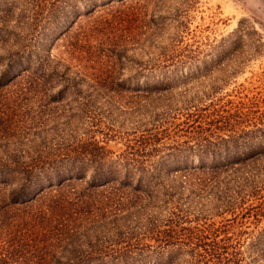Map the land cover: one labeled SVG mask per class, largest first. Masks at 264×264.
Returning <instances> with one entry per match:
<instances>
[{"label": "trees", "instance_id": "obj_1", "mask_svg": "<svg viewBox=\"0 0 264 264\" xmlns=\"http://www.w3.org/2000/svg\"><path fill=\"white\" fill-rule=\"evenodd\" d=\"M111 1H94L85 13ZM117 1L125 4V0ZM64 3V0H51L48 18L31 20L12 19L8 7L0 8V87L14 81L39 86L40 89L22 87L19 93L48 97L49 101L68 98L81 107L76 110H82L78 113L71 109L60 122L35 128L34 133L39 136L42 133L46 136L51 130L56 132L62 145L55 152L30 147L9 149L8 144L13 141L10 135L19 134L18 129L25 128L17 117L21 104L0 98V264H132L124 256L107 259L81 255L83 248L77 239L84 230L78 233L80 227L71 223L78 217L80 222H90L100 220L96 217L108 216L104 219L113 222L112 236H121L126 232L123 229L130 227L133 212L145 210L147 206L158 207V212L168 208L170 225L196 222V231L186 240L173 228L167 236L162 231L158 233L160 256L155 264H264V206L255 211V226L245 228L250 222L249 200L259 197L260 201L264 195V113L249 122L243 117L242 104L230 100L228 108L214 105L206 114L193 119L197 123L190 128L187 139L173 138V144L165 146L171 151L159 155L158 162L153 156L160 147L147 146L150 137L145 135L138 145L124 143L120 152L106 148L92 135L93 130L82 129L78 124L83 111L96 100L110 104L113 101L123 113L135 111L141 112V117L149 115L153 121L148 124L155 126L158 85L147 86L144 98L137 104L122 105L113 96H121L129 87L111 79L105 70L94 72L88 66H79L75 60L82 55L78 56L77 38L70 41V58L60 52L52 53L53 45L69 25L51 42H46L43 31L55 14L63 12ZM128 12V9L116 8L111 17L93 18L82 34L88 49L93 41L98 45L110 41L117 52L124 47L117 42L116 35L108 36V31L115 17L124 19ZM263 46L259 32L243 18L228 35L210 41L206 49L210 50L209 54L231 52L233 59H244L247 50L252 49L256 54ZM206 49L190 52L185 47L176 57V67L205 65L207 59L199 54ZM88 53L90 57L94 51ZM216 60L218 57L213 59ZM178 77L184 81L187 76L181 73ZM259 82L264 87V70ZM17 141L22 139L19 137ZM188 153L197 154L199 161L175 162L171 168L165 164L167 156L177 160ZM25 156L30 159H22ZM156 179L158 205L155 204L157 196L148 186L149 181ZM80 180L88 182L84 189L76 186ZM109 182L114 186L107 201L79 200L86 191ZM191 206L197 207V211L190 212ZM189 216L193 218L188 219ZM138 221L136 217V224ZM242 228L246 232L241 236L239 229ZM127 248L118 245L112 251L120 255Z\"/></svg>", "mask_w": 264, "mask_h": 264}, {"label": "rangeland", "instance_id": "obj_2", "mask_svg": "<svg viewBox=\"0 0 264 264\" xmlns=\"http://www.w3.org/2000/svg\"><path fill=\"white\" fill-rule=\"evenodd\" d=\"M50 1L0 0V8L8 7L12 19L46 18ZM94 1L100 3L102 0H64L66 3L63 12L55 14L56 16L43 31L46 42H51L61 29L69 25L53 45L52 53L60 52L61 55L70 58L69 50L72 49L70 41H75L77 38L78 56L82 55L75 60L79 66H88V69L94 72L105 70L111 74V79L129 87L121 96L116 94L113 96L122 105L137 104L136 102L144 98L147 86L151 88L158 85V117H155L157 118L155 126L148 124L149 121H153L149 115L141 117L142 113L135 111L123 113L113 101L110 104L109 101L96 100L89 105L86 112L83 111V118L77 120L78 124L82 129L93 130L92 135L106 148L120 152L125 147L124 143L130 141L131 144L138 145L142 140L141 136L145 135L150 137L147 146L160 147L153 156V160L158 162L159 155L164 151H171V148L165 146H171L174 142L173 138L187 139L190 128L193 129L195 126L193 124L197 123L193 119L198 118L200 114H206L214 105L228 108L230 100L242 104L243 117L249 122L255 119V116L264 113V87L259 82L261 72L264 70V46L256 54L252 49L247 50L243 55L244 59L238 57L233 59L231 52L209 54L210 50L206 49L210 41L228 35L243 18L249 20L264 42V0H125V4L113 0L85 13ZM116 8L128 9V16L121 20L115 17L108 36L116 35L115 39L124 47L117 52L110 41L99 45L93 41L91 48L88 49L82 34L88 30L89 22L95 17H111ZM185 47L190 52H196L200 48L206 49L199 56L206 58L207 63L205 65L199 63L200 66L185 64L176 67L178 65L175 61L176 57ZM89 50L94 51L90 57H88ZM217 57L218 60L213 61ZM181 73L187 76L184 81L178 77ZM169 84L172 85L168 87ZM27 86L40 89L39 86L15 81L0 87L1 99L7 98L8 102L15 100L21 104L20 109L17 110L19 112L17 117L21 118L19 123L25 127L18 129L21 133L10 135L13 141L9 142V149L19 147L18 149L27 150L30 147L55 152L56 148L62 145L56 132L51 130L46 132V136L44 133L39 136L34 133L35 128L60 122L71 109L81 113V109H75L81 107L68 98L49 101L48 97L20 94V89ZM168 100H170L169 104H167ZM185 120L188 122L186 123ZM178 125H180L179 129ZM178 133L181 134L180 137L176 135ZM19 137L22 142L17 141ZM22 159L28 160L30 157L25 156ZM199 159L200 157L193 153L177 157V160L176 157L167 156L165 164L171 168L175 162L197 163ZM172 175L170 173L169 177L171 178ZM86 180L89 181L88 178ZM112 183L86 191L79 200L107 201L114 186ZM87 184V181L80 180L76 186L84 189ZM148 186L157 196L155 204L158 205V179L149 181ZM249 202L251 205L248 206L247 211L250 214V222L246 229L255 226L257 222L255 211L263 208L264 195L260 201L259 197H252ZM194 208L189 207V211L196 212L197 207ZM138 212H133V216L129 219L130 227L124 228L126 232L121 236H112L113 222L104 219L108 216L102 215L96 217L100 220L94 219L90 222H80L81 217L75 218L71 225L80 227L78 233L84 230L77 239L83 248L81 255L107 259L124 256L131 260L132 264H155L160 256L158 233L162 231L161 234L166 235L169 229L173 228L178 230L180 238L186 240L187 236H191L193 231H196L194 221H182L178 225H170L168 208L158 212V207L147 206L145 210ZM136 217L139 220L137 224ZM192 218V216L188 217V219ZM214 218L219 220L221 216ZM149 228L153 231L149 232ZM237 230L235 228V231ZM239 230L241 236L246 232L243 228ZM118 245L128 247L127 251L120 254L121 256L112 251V248Z\"/></svg>", "mask_w": 264, "mask_h": 264}]
</instances>
